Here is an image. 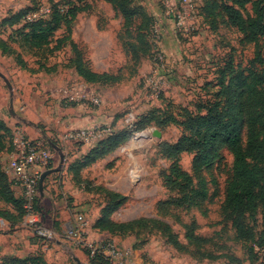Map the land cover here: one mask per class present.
Here are the masks:
<instances>
[{
  "label": "rangeland",
  "instance_id": "obj_1",
  "mask_svg": "<svg viewBox=\"0 0 264 264\" xmlns=\"http://www.w3.org/2000/svg\"><path fill=\"white\" fill-rule=\"evenodd\" d=\"M167 1H171L172 6L173 2L178 4L177 0H135V4L143 5L154 17V23L148 36L153 48L148 53L141 41L134 54L125 43L137 37L139 18L124 25L120 11L111 0H51L60 12L75 6V15L69 26L59 22L51 33L50 47L59 41L56 48L24 51V59L30 69H35V55L43 56L42 60L53 71L61 70L53 77L56 87L70 86L68 89L79 93L82 89L90 96L99 97L100 103L95 104L90 98L70 100L63 95L55 100L54 88L47 84L43 89L44 102L48 103L47 114L54 117L53 106L58 102L64 108L71 104L77 108L74 117L83 120L81 128L108 129L104 136L127 130L130 136L111 153L90 164L83 162L87 153L68 158V166L77 170V174H69L71 184L79 190L72 198L60 191L64 177L59 173L46 176L43 188L56 204L65 202L71 224L77 214L87 219L93 214L98 219L102 211L110 221L118 224L140 218L158 221L156 226L148 223L132 231L109 234L121 249L133 252L134 247H142L134 252L143 264H174L169 258H174L173 261L178 258L177 264H264V199L258 200L254 215L245 219L254 237L237 239L230 220L222 215L225 190L236 184L233 151L227 143L217 139L209 164H201L197 169L195 159L200 152L196 147L201 138L195 136L192 129L194 117L205 113L200 105L218 101L230 118L235 119L242 146H250L257 108L251 115L248 113V97L258 103L257 92L264 89V83L254 85V79L259 82L264 79V36L253 37L248 27L255 18V0H191L190 17L181 30L175 27L173 18L165 14ZM31 6L36 8L33 13L45 12L50 3L47 0H0V20ZM230 8L239 15L243 26L238 27L230 21ZM259 8L264 19V0ZM9 33V29L4 30L6 37ZM77 53L93 71L119 74L120 79L115 83L83 82L75 77L73 68L66 66L68 59ZM11 61V58L0 57V68L11 67ZM32 73L26 70L16 83L21 81V86L24 82L32 87L34 83L42 82L39 75ZM20 91L22 95L17 93V102L14 101L13 105H18L19 113L27 117V111L20 107H26L24 98L28 93ZM2 96L3 104L6 97ZM41 114H31L37 124L46 121L45 111ZM67 115L65 109L59 112V118ZM168 115L175 117L178 123L157 122ZM5 116L13 125L9 127L11 131L21 129L32 139L46 141L36 130L15 123L7 114ZM149 118L151 121H147ZM65 131H59V136H50L62 147V152L69 147L91 145L83 141H63L61 135ZM140 134L145 135L137 136ZM183 137H189V140L182 150L176 154L166 152ZM254 154L256 151H250L246 159L253 161ZM8 155L6 151L0 153L3 167ZM62 157H56V164L59 161L65 163ZM53 163L51 165L55 167ZM173 166L186 174L179 179V186L165 183V175ZM52 181L54 186H50ZM182 188L189 191L187 197ZM200 189L204 196L193 200L191 194ZM110 191L117 192L121 200L109 204ZM16 193L19 195L18 191ZM39 200L45 223L52 225L60 213L46 209L41 198ZM161 201L172 204L166 203L158 208ZM166 227L180 246H175L164 235L162 229ZM188 231L201 240L189 241ZM72 244H69L71 248L84 251ZM146 246L159 258H150L144 249ZM65 261L75 264L71 256Z\"/></svg>",
  "mask_w": 264,
  "mask_h": 264
},
{
  "label": "trees",
  "instance_id": "obj_2",
  "mask_svg": "<svg viewBox=\"0 0 264 264\" xmlns=\"http://www.w3.org/2000/svg\"><path fill=\"white\" fill-rule=\"evenodd\" d=\"M50 3V8L45 16H40L34 19L28 18L35 11V7H28L20 12L10 13L8 16L3 17L0 20V51L4 55L13 56L15 62L25 69L30 71L45 70L50 71L52 67H48L44 63L43 56L35 55L36 68L30 69L26 59H24V51H41L44 48L53 49L59 44L56 41L52 47H50L51 33L57 29L59 22L66 23L69 26L73 16L75 15V6L68 7L65 12H60L52 3L51 0H47ZM117 9L120 11L124 25H129L134 18H139L140 23L137 27V37L132 41L125 43L129 46L132 52L135 54L137 48L142 41L147 49L148 53L153 48L149 43V32L153 27L154 17L147 12L146 8L141 4H135V0H111ZM249 0H243L248 2ZM262 0H255L253 2L255 18L248 23V27L252 32V36L256 35L264 36V19L261 15V9L259 8ZM230 21L238 26H243V21L239 15L231 8L228 11ZM9 29L10 33L7 37L4 34V30ZM43 59V60H42ZM68 67L73 68L76 74L82 79L83 82L88 84H97L100 82L115 83L120 79L119 74H110L106 72L98 73L88 67L87 62L77 53L74 57H70L67 61ZM254 85L264 83V79L261 81H255ZM258 103L252 101V97H248V103L250 104V110L248 113L251 115L253 110L257 108V112L253 117L252 125L254 130L251 133L250 146L244 148L240 141L239 127L234 118H230V114L221 108L218 101L205 102L200 105V109L205 111L204 114L194 117L192 120V129L195 136L201 138V143L198 145L197 150L200 152L195 159V165L197 169L201 164H209L211 158V152L213 144L217 139H221L223 142L232 149L234 156V180L236 188L228 187L225 190V199L222 204V215L231 222V227L235 231L237 239H247L254 237V233L251 230L250 225L245 221L246 216L252 217L257 209L258 200L264 199V89L257 92ZM147 121H151L149 118ZM160 124L178 123V120L172 115H168L163 120L159 121ZM130 136L129 131H121L117 133H109L98 140L93 147H91L87 154L83 157V162L90 164L98 158H102L111 153L118 145L127 140ZM12 131L0 120V153L3 151L10 152ZM189 140V137H183L174 146H169L166 150L169 154H176L182 150ZM250 151H256L254 154V160L248 161L246 155ZM51 163L47 168H51ZM69 172H76L77 170L71 165L68 166ZM186 177V174L181 172L176 166H173L169 174L165 175V183L167 186H179L181 181ZM184 196L187 197L189 191L182 188ZM109 204L114 200H121V196L114 191L108 192ZM204 196L202 189L191 194V198L196 200ZM0 199L5 203L10 204L16 211V216L9 215L7 211H0V215L8 218H13L22 222L24 209L23 199L20 195L16 194L15 189L12 187L9 176L4 172L3 165L0 163ZM187 199V198H184ZM172 204V202H158L159 208L163 204ZM115 206V204H113ZM111 207V206H110ZM106 209V208H105ZM106 211V210H105ZM103 214L100 218L96 219L91 224L93 230L99 232H111L132 231L136 227L147 225L152 223L154 226L158 224L155 219L140 218L128 223H114L109 220L107 214L102 211ZM164 235H167L175 246L180 244L174 240L168 227L162 229ZM31 233V232H30ZM32 234V233H31ZM34 235V234H32ZM45 242L48 239H44L40 236L34 235ZM187 238L189 241L201 240V237L194 235L188 231ZM140 246L134 247V249H140ZM86 255L89 264H108L101 256H88L87 251H83ZM0 264H51L48 263L42 253H34L25 257L16 256H2L0 258Z\"/></svg>",
  "mask_w": 264,
  "mask_h": 264
},
{
  "label": "crops",
  "instance_id": "obj_3",
  "mask_svg": "<svg viewBox=\"0 0 264 264\" xmlns=\"http://www.w3.org/2000/svg\"><path fill=\"white\" fill-rule=\"evenodd\" d=\"M0 57H8L12 59V61L10 62L11 67L8 66L5 68H0V120L8 127L13 126L6 119L7 117L5 115L7 114L11 119L14 120L15 123L18 122L19 124H21V126H26L27 128L36 130L35 132L41 135L46 140V142H48L50 149L53 152V156L51 159V162H54L53 164H56L57 158L61 156L64 157L61 158L63 161H65L64 164L62 161H59L57 162L55 167H53L52 165L51 168L56 169V171L54 172L59 173L64 177L62 178L63 180L61 182L63 186L60 189V191H62V194L66 196L69 194V196L72 198V196H75L79 190L78 187L73 186L70 182V172L68 171L67 160L70 157H75L87 153L88 150L95 145V143L91 144L90 146L82 145L75 148L69 147L62 152V147L58 146V144L55 143V140L50 138V136H59V131L67 130L68 128H80L83 124V120L74 117L73 114H76V107H72L71 104L67 108L60 107V105L58 104L59 102L55 106H53L55 109L52 112H54L55 115L53 118H50L49 114H47L48 103H45L43 98V96L45 95V92L43 93V89L47 88V84L53 86L51 89L54 88L52 94L54 95L55 100H57L56 97L58 98L62 96V89L69 88L70 86L56 87V84L53 83V77L61 71L58 69L54 71L53 69H51L50 71L35 70L33 71L32 75H39L40 79H42V82L34 83L32 87H29V85L24 83L22 80L23 86H21V81H19V84L16 83V80H21L22 74L26 73V70L28 69L21 68L15 62L13 56L4 55L1 53V51ZM73 72L75 73V77L80 78L74 70ZM20 90H26L28 93L24 98V104L26 105V107H20L21 110L25 109L27 111V117L19 113L18 105H13L14 101H16L15 99L17 98V93L22 95V92ZM2 94H4L6 97L3 104L1 103V99L3 98ZM50 103L52 104L53 102L50 100ZM64 109L67 111L68 115L65 118H59V112L63 111ZM43 111H45L46 113V115L44 114L46 121L44 123L41 122V124H37L36 121H34L35 119L31 117V114L36 115V113H39V115L41 116L43 115L41 114ZM53 183L54 181H52L50 186H54L52 185ZM46 194L47 192L43 188L42 196L40 197L41 203L45 206L46 209L58 210V212L60 213V216L55 219V222H53L51 225L56 231L55 238L45 242L44 240L32 235L30 231L22 225V222L0 215V258L2 256L25 257L27 255L40 252L43 254L44 259L51 264H67L65 260L68 256L72 257L75 264H89L87 257L83 252L78 249L71 248L69 244H72V242L65 235L66 228L71 225V216L68 214L69 209L66 207L65 202L56 204L51 200V195H49L48 197ZM73 205L75 206V204ZM0 211H7L9 215L12 216H16L17 214L15 209L10 204L5 203L2 199H0ZM45 218L44 222H46ZM96 218L97 217L92 214V217H90L89 219V237L91 239H103L105 237H110V235L106 232H99L91 228V224L95 222ZM144 249L149 252L150 258L151 256H153L152 258H159V255L150 251V248H148V246H146ZM136 250L137 249H134L132 252L133 257H136V254L134 252ZM169 259L172 260V263L175 262L174 264H177V261H179L178 258L177 260L175 259L176 261H173L174 258Z\"/></svg>",
  "mask_w": 264,
  "mask_h": 264
},
{
  "label": "built area",
  "instance_id": "obj_4",
  "mask_svg": "<svg viewBox=\"0 0 264 264\" xmlns=\"http://www.w3.org/2000/svg\"><path fill=\"white\" fill-rule=\"evenodd\" d=\"M178 4L167 1L165 14L171 16L175 27L184 29L190 17L191 0H177ZM48 11H37L28 16L34 19L44 16ZM75 89H62L61 94L70 100L91 99L95 104L100 103L99 97L90 96L89 92H74ZM108 129L98 127L68 128L61 139L63 141H83L86 144L96 143L104 136ZM12 150L9 152L8 160L3 167L4 172L9 176L12 187L23 199L24 215L22 225L32 234L44 239L55 238L56 231L51 225L44 222V215L40 207V194L38 181L40 175L51 163L52 153L48 142L28 137L21 129L12 132ZM17 194V193H16ZM90 227L89 219L82 214L75 216L74 222L66 228L65 235L76 246L87 251L88 256H101L108 264H143L142 261L133 257L131 250L121 249L111 237L103 239H91L88 235ZM149 264V263H146Z\"/></svg>",
  "mask_w": 264,
  "mask_h": 264
},
{
  "label": "water",
  "instance_id": "obj_5",
  "mask_svg": "<svg viewBox=\"0 0 264 264\" xmlns=\"http://www.w3.org/2000/svg\"><path fill=\"white\" fill-rule=\"evenodd\" d=\"M157 135H159L157 133ZM56 171V169H47L45 171H43L40 175L39 181H38V188H39V194L40 197L42 196V190H43V180L46 176H48L49 174H51L52 172Z\"/></svg>",
  "mask_w": 264,
  "mask_h": 264
},
{
  "label": "bare ground",
  "instance_id": "obj_6",
  "mask_svg": "<svg viewBox=\"0 0 264 264\" xmlns=\"http://www.w3.org/2000/svg\"><path fill=\"white\" fill-rule=\"evenodd\" d=\"M144 135H145V134H143V135H142V134H140V135H137V136H143V137H144ZM137 136H136L134 139H136V138H137ZM138 138H139V137H138Z\"/></svg>",
  "mask_w": 264,
  "mask_h": 264
}]
</instances>
